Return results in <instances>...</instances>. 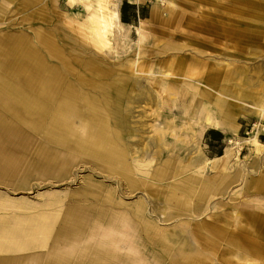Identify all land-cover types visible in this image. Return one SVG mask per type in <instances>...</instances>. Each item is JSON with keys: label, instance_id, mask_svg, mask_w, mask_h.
I'll list each match as a JSON object with an SVG mask.
<instances>
[{"label": "bare ground", "instance_id": "bare-ground-1", "mask_svg": "<svg viewBox=\"0 0 264 264\" xmlns=\"http://www.w3.org/2000/svg\"><path fill=\"white\" fill-rule=\"evenodd\" d=\"M9 1L12 0H0V14L8 7ZM158 1L163 7L157 2L153 4L151 21H160L168 26L176 23L178 10L171 7L175 4L173 0H167V3ZM108 3L107 0L84 2L95 20L84 19L80 26L93 38L87 40L93 47L102 48L103 42L110 44L112 41L110 26L113 24V13L118 10ZM251 17L257 22H264V15ZM4 21L0 15V27L14 25ZM227 23L224 27L232 26ZM235 25L233 29L238 26L237 23ZM214 27L210 22L199 21L195 27L183 29L186 34L197 32L198 47L197 43L193 44L190 52L185 53L172 45L173 52L163 54L165 60L157 58L154 61L155 66L161 64L158 75L150 73L155 85L164 81V76L172 77L162 82L164 86L160 90L166 92L168 88L167 99L161 98L157 89L154 93L148 91L140 78L132 79L127 63L109 69L92 58L78 60L76 53L60 48L51 37L37 34L36 38L46 47L47 55L60 64L52 63L27 33L9 35L0 29V180L8 179L22 161L25 154L23 152L22 155V149L34 144L27 139L30 135L25 129L27 127L42 132L49 143L48 146L42 142L38 145L39 149L35 148L38 162L53 169V174L63 179L73 175L72 166L80 164L84 167L85 162H93L97 166L94 170L97 174L109 176L112 180L119 179L122 190L132 193L139 183L148 186L150 179L189 171L184 179L176 180L177 187H171L169 192L173 195L180 190H198L199 198L194 206L200 208L205 194H209V188L215 183L210 171L226 157L225 153L211 159L204 154L198 143L202 132L208 127L217 128L224 133L229 144L239 145L237 141L241 128L238 121L243 117L247 120L255 117L264 122L261 118L264 116V43L250 46V49H256L255 54L263 56L261 61L247 66L236 65L244 58L255 57L247 49L249 47L239 48L235 44L221 46L219 55L207 52L205 48L211 42L208 35ZM255 33L261 31H252L245 37ZM257 39L264 40V35H259ZM212 44L213 49L217 48L215 43ZM78 51L81 55V50ZM124 52L128 53L127 50ZM76 62L81 68L78 72L73 67ZM164 66L170 67V71H166ZM96 76L97 79L100 76L106 79L95 82ZM170 82L173 85L167 87ZM136 87L144 89L143 98H148L162 112L180 106V115H162V129H155L157 136L144 137L146 129L143 123L131 118L130 102H137L131 91ZM177 90L181 95L179 100L175 97ZM245 105H250L251 111H246ZM260 132H264V126L255 123L251 137L244 139L255 147L256 154L264 150L259 141ZM128 135L131 139L127 138ZM164 154L169 156L164 157ZM255 163V174L247 173L255 176V187L261 190L263 187L259 184L264 182V156H260ZM259 167L262 170H258ZM76 176L74 174L70 179ZM81 184L79 193L84 196L81 200L72 199L69 203L54 206L43 203L28 215L0 214V256L5 254L4 246L22 249L31 242L43 244L50 235L53 241L67 245L65 249L52 252L44 264H67L74 256L87 264L141 263V257L134 251H116L114 254L105 251L106 248L104 250L98 242L85 245L82 251V248L71 246L70 243L79 239L88 226L89 213L96 212L99 218L109 216L111 221L115 219L113 208L121 204L111 203L107 193L102 197L103 186L100 183L92 185L88 180ZM99 199L100 204L95 201ZM144 199L152 207V210L148 208L149 214L157 217L160 210L158 204L149 202L146 195ZM57 202L52 200L53 204ZM24 204V201L5 199L1 207L19 210ZM145 209L140 203L126 213L141 222L146 219ZM59 222L62 226L57 229L55 224ZM261 231L264 232V222ZM95 246L98 249L103 247L102 253ZM198 263L196 258L183 255L170 261V264Z\"/></svg>", "mask_w": 264, "mask_h": 264}, {"label": "rangeland", "instance_id": "rangeland-1", "mask_svg": "<svg viewBox=\"0 0 264 264\" xmlns=\"http://www.w3.org/2000/svg\"><path fill=\"white\" fill-rule=\"evenodd\" d=\"M86 1L88 0H12L0 15L4 18V23L14 25L9 24L0 29L9 35L27 33L45 55L46 47L39 43L37 34L51 37L60 48L76 53L78 60L92 58L99 65L109 69L127 63L132 79L140 78L152 93L156 89L159 90V96L163 99L169 98L167 87L172 86L173 82L167 85L166 92L160 91L164 86L162 82L172 77L164 76V81L155 85L150 73L158 75L161 64L155 66L154 61L157 58L165 60L163 54L173 52L172 45L185 53L190 52L193 44L197 43L198 47L197 32L186 34L183 29L195 27L199 21H207L215 26L208 38L217 48L213 49V44L209 42L205 48L207 52L219 55L221 46L229 47L235 44L239 48L249 47L247 49L251 50L252 56L255 57L244 58L236 65H252L263 59V56L255 54L256 49H250V46L253 43H264V40L257 39L259 35H264V22H257L251 17L264 15V0H173L178 6V20L169 26L160 21H151L153 4L157 2L163 7L158 0H107L109 6L118 10L119 20H112V41L110 44L103 42L102 48L93 47L87 41L93 38L80 26L84 19L95 20L90 14V9L84 4ZM123 9L125 14L122 13ZM122 17H125L126 21L122 20ZM225 23L232 26L224 27ZM235 23L238 26L233 29L236 27ZM252 31L261 33L245 37ZM78 50H81V55ZM47 57L50 62L60 64L49 55ZM79 65L78 62L73 64L76 72L81 69ZM164 68L170 71V67ZM97 77L95 82L106 79ZM143 92L145 90L138 87L131 91L132 97L137 101L130 102L131 118L143 123L146 129L144 137L157 136L155 129H162V115H180L178 110L181 109L180 106H173L172 111L162 112L155 104L149 102L148 98H143ZM176 92L175 97L179 100L180 92ZM249 107L251 106L245 105L246 111H251ZM238 122L241 128L237 141L239 145L229 144L224 133L214 127L206 128L200 136L198 143L207 157L214 159L226 153V157L220 159L210 171L215 183L209 188V194H205L200 208L194 206L199 198L198 190H180L173 195L169 192L171 187H177L176 180L184 179L189 171L183 170V173L150 179L148 186L139 183L132 193L122 190L119 179L112 180L109 176L97 174L94 171L97 166H94L93 162H85L84 167L80 164L72 166L73 175L77 174L76 178L70 179V176H73L71 174L68 179H63L62 176L53 174V169L43 167L38 162L35 148L39 149L38 145L42 142L48 146L49 143L42 132L26 127L30 134L27 139L34 144L22 149V155L25 152L22 161L8 179L0 180V214L28 215L38 210V206L43 203L54 206L67 201L69 203L72 199L81 200L84 198L79 193L81 183L90 180L92 185L100 183L103 186L102 197L107 193L111 203L121 204L113 208L115 219L111 221L109 216L99 218L96 212L89 213L88 226L82 236L70 243L71 246L82 248L81 251L85 245L98 242L110 253L134 251L142 261L137 264H170L171 260H177L180 255L194 257L198 264H264V232L261 231L264 222V182L259 184L263 187L261 190L256 189L257 184L253 181L255 176L247 173L249 171L255 174V160L264 156V150L256 154L255 147L244 141L251 137L255 123L264 126V122L255 117L249 120L243 117ZM259 134V141L264 146V132ZM127 138L131 139L129 135ZM165 156L169 154H164ZM258 170L262 169L259 167ZM116 180L118 182H115ZM145 195L149 197V202L158 204L157 208L160 210L157 217L149 214L150 207L148 202H145ZM5 199L24 201L25 204L19 210L1 207ZM52 200L58 202L53 204ZM95 201L101 203V199ZM140 203L146 208V219L141 222L135 217H128L126 213ZM150 209L152 210V207ZM119 214L123 216L118 217ZM61 226V222L55 224L57 229ZM66 245L53 241L49 235L43 244L31 242L28 247L22 249L4 246L6 251L0 256V264H44L52 252L65 249ZM101 249L103 250V247L98 251L102 253ZM80 261L81 258L74 256L67 264H87Z\"/></svg>", "mask_w": 264, "mask_h": 264}, {"label": "clouds", "instance_id": "clouds-1", "mask_svg": "<svg viewBox=\"0 0 264 264\" xmlns=\"http://www.w3.org/2000/svg\"><path fill=\"white\" fill-rule=\"evenodd\" d=\"M161 3H167V0H161ZM171 7L173 9H175L178 6H176L175 4H172ZM112 18L118 20V18H119V12L113 13V17ZM261 118L264 119V116H262ZM85 134H86V130H85ZM257 139H258V137H257Z\"/></svg>", "mask_w": 264, "mask_h": 264}, {"label": "trees", "instance_id": "trees-1", "mask_svg": "<svg viewBox=\"0 0 264 264\" xmlns=\"http://www.w3.org/2000/svg\"><path fill=\"white\" fill-rule=\"evenodd\" d=\"M122 20L126 21L125 17H122Z\"/></svg>", "mask_w": 264, "mask_h": 264}, {"label": "crops", "instance_id": "crops-1", "mask_svg": "<svg viewBox=\"0 0 264 264\" xmlns=\"http://www.w3.org/2000/svg\"><path fill=\"white\" fill-rule=\"evenodd\" d=\"M122 13L125 14L124 9H123Z\"/></svg>", "mask_w": 264, "mask_h": 264}]
</instances>
